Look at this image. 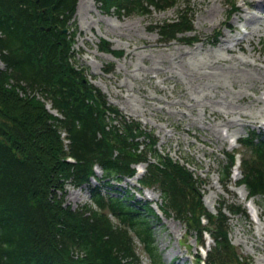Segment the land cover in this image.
<instances>
[{
  "label": "trees",
  "instance_id": "1",
  "mask_svg": "<svg viewBox=\"0 0 264 264\" xmlns=\"http://www.w3.org/2000/svg\"><path fill=\"white\" fill-rule=\"evenodd\" d=\"M77 2L0 0V59L5 64V69L0 68V264H141L136 240L150 264H163L152 227L159 217L149 202L136 199L127 189H113L116 194L109 189L112 181L132 177L139 162L147 165L138 182L158 186L163 214L172 213L184 222L186 232L195 233L198 243L204 242L205 232L212 238L206 264H252L231 243L229 216L223 208L232 215L248 216L246 210L221 202L215 214L209 212L198 190L201 179L185 164L162 155L155 135L139 121L126 120L86 79L87 68L71 64ZM97 2L102 11L124 16L149 15L183 2L175 18L152 28L163 42L196 40L185 35L194 30L190 0ZM237 10L235 0L227 18ZM41 26L50 30L41 31ZM109 45L101 38L98 49L122 54ZM112 69L110 64L104 72ZM10 78L39 90L63 118L48 112L41 101L21 97L15 86H8ZM60 129L67 132V150ZM263 137L252 129L239 139L250 154L241 161L238 184L250 196H264ZM227 157L221 169L223 186L230 179L235 153L228 152ZM95 165L101 176L95 174ZM66 182L86 185L91 203L76 208L65 204ZM193 257L194 264H201L198 251Z\"/></svg>",
  "mask_w": 264,
  "mask_h": 264
},
{
  "label": "rangeland",
  "instance_id": "2",
  "mask_svg": "<svg viewBox=\"0 0 264 264\" xmlns=\"http://www.w3.org/2000/svg\"><path fill=\"white\" fill-rule=\"evenodd\" d=\"M260 1L237 0L239 11L227 19L234 0H190L194 30L185 35L196 40L163 42L152 26L175 18L177 7L184 8L183 2L149 15L124 16L114 10L102 11L97 0H83L81 7H76L72 46L74 63L88 68L87 74L95 77L92 83L108 102L123 116L139 121L142 128L151 131L158 139L160 152L187 162L193 176L201 179L198 190L208 211L216 213L224 202L240 205L249 212L248 217L242 213L232 215L223 208L229 216L231 243L253 264H264V196L247 199L246 188L237 185L241 176L238 168L223 186L221 169L231 150L242 159L249 156V149L236 139L252 129L264 134V86L259 80L254 81L260 75L233 59L264 66V3ZM211 8L216 9V14ZM217 32L220 35L215 41ZM101 38L109 41L110 49L122 54L99 51ZM110 64L112 71L104 72ZM111 184L112 194H116L113 189H127L138 200L151 198L146 193L142 196L143 192L134 187L135 178ZM157 189L151 190L156 197L152 199L153 207L155 202L163 204ZM65 190V204L73 208L90 202L86 185L72 189L66 183ZM152 225L163 264H194L192 255L199 243L195 233L189 236L185 232L184 222L172 213L159 214V221ZM205 239L204 249L209 250L214 243L208 235ZM135 243L141 264H150L141 244Z\"/></svg>",
  "mask_w": 264,
  "mask_h": 264
},
{
  "label": "built area",
  "instance_id": "3",
  "mask_svg": "<svg viewBox=\"0 0 264 264\" xmlns=\"http://www.w3.org/2000/svg\"><path fill=\"white\" fill-rule=\"evenodd\" d=\"M0 68L5 69V64L3 61L0 60ZM15 86L18 94L21 97H28V98H35L42 101L45 105V108L57 118H62V115L52 106L51 101L46 98L39 90L33 89L26 85L24 81L16 82L12 78L9 79L8 86ZM61 137L63 138L64 142L67 143L68 140L66 139V133L64 131L61 132Z\"/></svg>",
  "mask_w": 264,
  "mask_h": 264
},
{
  "label": "bare ground",
  "instance_id": "4",
  "mask_svg": "<svg viewBox=\"0 0 264 264\" xmlns=\"http://www.w3.org/2000/svg\"><path fill=\"white\" fill-rule=\"evenodd\" d=\"M83 2V0H79L78 1V6H77V8H79V7H81V3ZM260 3H264V0H261L260 1ZM251 4H255V2H251ZM217 8V7H216ZM215 10L216 9H214V8H211V11H212V13H214V14H216V12H215ZM210 11V12H211ZM218 14V13H217ZM237 39V38H236ZM228 41V40H227ZM230 43V42H229ZM236 44L237 45H241L240 44V41H237L236 42ZM229 48V46L228 45H226L225 46V49H227V51L229 50L228 49ZM233 59H235L236 61H238V63H240V64H243L244 66H246L247 68H249V69H251V70H253V71H255L256 73H258L259 75H260V77H259V79L258 78H255L254 79V81H257V80H259V82L258 83H262V86H264L263 85V83H264V66H262V65H260V64H257V63H255V62H250V61H248V60H241L240 58H233ZM220 61V60H219ZM235 65V64H234ZM232 67V66H231ZM230 67V68H231ZM235 67H237V66H235ZM213 68V67H212ZM236 69V68H235ZM235 69H230V70H235ZM191 70V69H190ZM227 71V70H226ZM237 71H245V72H250L248 69H238ZM231 72V71H230ZM235 72V71H234ZM200 73V72H199ZM187 74H191V73H187ZM211 74H212V72H211ZM214 74V73H213ZM204 75V74H203ZM196 76V75H195ZM253 76V75H252ZM207 77V76H206ZM250 78H252L251 76H250ZM190 79H192V78H190ZM209 81V80H208ZM205 83H206V81H205ZM218 86V85H217ZM224 137H226V136H224ZM224 137H222V138H224ZM223 142V141H222ZM152 197H155V196H152ZM211 198V197H210ZM260 227V226H259ZM262 228H264V227H262ZM262 230V229H261Z\"/></svg>",
  "mask_w": 264,
  "mask_h": 264
},
{
  "label": "water",
  "instance_id": "5",
  "mask_svg": "<svg viewBox=\"0 0 264 264\" xmlns=\"http://www.w3.org/2000/svg\"><path fill=\"white\" fill-rule=\"evenodd\" d=\"M40 30H41V31H49V30H50V27H46V28H45V27L41 26V27H40ZM67 31H68L67 29H63V30H62V32H64V33H66Z\"/></svg>",
  "mask_w": 264,
  "mask_h": 264
}]
</instances>
